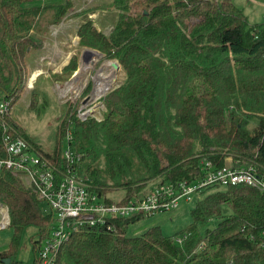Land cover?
<instances>
[{
  "label": "trees",
  "instance_id": "1",
  "mask_svg": "<svg viewBox=\"0 0 264 264\" xmlns=\"http://www.w3.org/2000/svg\"><path fill=\"white\" fill-rule=\"evenodd\" d=\"M95 9L77 13L76 47L115 60L123 73L101 98V119L81 120L79 103L65 104L56 143L43 150L11 115H0V159L4 126L61 171V142L65 146L69 132L79 155L76 174L90 191L117 194L121 204L157 184L202 180L206 162L218 169L231 158L234 167L264 175V18L250 25L232 0H112L105 10L116 11L115 20L105 33L90 17ZM69 10L70 0H0V101L9 110L26 88L28 56ZM77 66L72 54L55 80L67 81ZM36 86L28 108L39 113ZM193 201L191 222L173 235L154 226L129 236L128 226L143 216L117 217L108 227L72 233L55 264H264V192L245 184L214 185ZM0 204L11 229L0 262L23 264L15 256L24 229H36L35 250L52 214L41 212L21 176L1 168Z\"/></svg>",
  "mask_w": 264,
  "mask_h": 264
},
{
  "label": "rangeland",
  "instance_id": "2",
  "mask_svg": "<svg viewBox=\"0 0 264 264\" xmlns=\"http://www.w3.org/2000/svg\"><path fill=\"white\" fill-rule=\"evenodd\" d=\"M112 0H70L71 10L64 20L56 26H49L43 32V46L28 56L27 74L28 82L22 92L20 100L13 106L11 117L18 125L23 127L28 135L39 144L43 150H51L56 143V131L62 117L64 105L79 103L78 109L88 116H99L102 110L101 98L116 87L123 78L122 70L115 60H104L102 55L91 49H78L77 38L73 36L74 30L81 20L77 14L81 10L96 7L91 19L95 21L96 28L108 33L114 23L116 11L105 10ZM245 15L250 25L263 21L264 0H232ZM141 8V7H140ZM133 7L132 10H136ZM82 18V17H81ZM72 54L78 55L76 71L67 81L60 83L54 75H59L61 69L68 63ZM112 63L116 64L113 67ZM35 77H34V76ZM35 83V84H34ZM36 87L42 96L37 101V107L43 108L39 113L29 109V90ZM90 87L86 92V87ZM103 89L104 91H97ZM45 102V103H44ZM77 109V110H78ZM80 111V112H81ZM253 123L249 128L253 127ZM64 148V142H61ZM111 195V194H110ZM117 195V194H112ZM195 201L181 202L178 208L168 213H157L153 216L143 217L130 224L127 235L136 236L149 227H159L165 236L173 235L191 222L190 209ZM2 207L0 221L7 216V209ZM40 210L46 215L50 211L44 202H40ZM212 221L208 227H213ZM11 238V229L8 226L0 229V252L4 253ZM38 239L36 229L28 226L24 229L15 260L23 264H32L35 260L33 242ZM11 260V259H10ZM0 264H5L0 262Z\"/></svg>",
  "mask_w": 264,
  "mask_h": 264
},
{
  "label": "built area",
  "instance_id": "3",
  "mask_svg": "<svg viewBox=\"0 0 264 264\" xmlns=\"http://www.w3.org/2000/svg\"><path fill=\"white\" fill-rule=\"evenodd\" d=\"M264 18V16H263ZM78 109L81 120L88 115ZM6 101H0V115H11ZM3 128L2 147L5 157L0 159V168L22 177L24 182L44 202L52 214L53 224L47 234L38 242L35 251L37 264H55L61 245L72 233L81 228L99 229L108 227L114 218L133 216H153L168 213L178 208L181 202L199 198V193L209 186H236L245 184L264 192V175L251 168H238L232 165L231 158L226 164L215 169L210 162L203 163L206 174L202 180L182 181L175 186L157 184L148 192L121 204L119 195H97L89 190L85 179L76 174L75 164L79 155L72 151L69 142L71 134L65 136L66 144L61 152L65 162L59 171L55 162L43 160L32 152L27 143L18 136L11 137ZM110 199H115L110 202ZM2 213V207L0 206ZM8 214L0 221V229L8 226Z\"/></svg>",
  "mask_w": 264,
  "mask_h": 264
},
{
  "label": "water",
  "instance_id": "4",
  "mask_svg": "<svg viewBox=\"0 0 264 264\" xmlns=\"http://www.w3.org/2000/svg\"><path fill=\"white\" fill-rule=\"evenodd\" d=\"M113 67H116L115 63H112ZM1 262L5 263V264H9L10 263V259L6 258V259H2Z\"/></svg>",
  "mask_w": 264,
  "mask_h": 264
},
{
  "label": "bare ground",
  "instance_id": "5",
  "mask_svg": "<svg viewBox=\"0 0 264 264\" xmlns=\"http://www.w3.org/2000/svg\"><path fill=\"white\" fill-rule=\"evenodd\" d=\"M33 76H34V75H33ZM34 77H35V76H34ZM97 91H101V92H102V91H104V90H103V89H97Z\"/></svg>",
  "mask_w": 264,
  "mask_h": 264
},
{
  "label": "crops",
  "instance_id": "6",
  "mask_svg": "<svg viewBox=\"0 0 264 264\" xmlns=\"http://www.w3.org/2000/svg\"><path fill=\"white\" fill-rule=\"evenodd\" d=\"M264 16V15H263ZM263 18V17H262Z\"/></svg>",
  "mask_w": 264,
  "mask_h": 264
}]
</instances>
